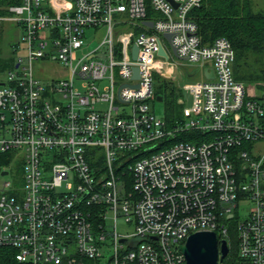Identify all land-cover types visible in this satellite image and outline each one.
I'll list each match as a JSON object with an SVG mask.
<instances>
[{"label":"built area","instance_id":"1","mask_svg":"<svg viewBox=\"0 0 264 264\" xmlns=\"http://www.w3.org/2000/svg\"><path fill=\"white\" fill-rule=\"evenodd\" d=\"M174 2L0 6V26L21 29L26 53L0 86V156L23 162L20 179L0 173V247L18 264H186L190 235L215 232L229 246L230 223L238 263L264 264V93L235 79L229 40L201 43L191 13L203 0ZM173 57L204 80L182 85V115L168 122L151 103ZM45 60L68 77L44 86L34 64Z\"/></svg>","mask_w":264,"mask_h":264},{"label":"rangeland","instance_id":"2","mask_svg":"<svg viewBox=\"0 0 264 264\" xmlns=\"http://www.w3.org/2000/svg\"><path fill=\"white\" fill-rule=\"evenodd\" d=\"M253 8L256 11L264 10V0H253ZM119 18V17H117ZM104 36V30L99 29L98 34L96 35L97 39H102ZM88 39L91 40V32L87 35ZM97 40V41H98ZM16 50L13 46H18ZM168 47V46H167ZM25 46L22 42V31L21 29L11 21H5L0 26V76L7 78L9 72L13 71L15 68V63L19 58L25 57L26 53L24 51ZM36 64V65H35ZM34 64L36 69V77L42 78L48 84L47 81L50 78L56 79H65L68 77V73L64 66L58 62H37ZM170 65L174 64V73L173 79L167 80L162 78L160 75H154V94L156 96H161L163 100L161 102L153 101L151 103V109L154 114L160 119H167V117H179L182 115V110L184 105L180 103L181 99H185V94L181 89L182 85L185 83H194L197 81H203L204 76L202 74V68L198 64H190L182 62L175 57H173L170 62ZM184 67L188 68L190 74L193 77H188L184 73ZM78 86L81 85V82L77 83ZM248 89L251 96H258L264 93V76L260 77L259 81L252 82L250 85H245ZM104 107V105L100 106ZM244 147H247L245 145ZM22 154L20 152L10 153L7 155H2L0 163V173L2 170L7 169L12 173L10 176L11 179L16 180L22 176V167L23 162L21 158ZM245 204H241L242 207H239L235 211L236 216L237 212L239 213L240 219L242 220L247 216L248 209L244 207ZM119 231H127V227L123 224L119 225ZM237 236L232 233L229 239V255L234 259L233 263L237 259Z\"/></svg>","mask_w":264,"mask_h":264},{"label":"trees","instance_id":"3","mask_svg":"<svg viewBox=\"0 0 264 264\" xmlns=\"http://www.w3.org/2000/svg\"><path fill=\"white\" fill-rule=\"evenodd\" d=\"M17 2L0 0V6ZM191 16L203 45H212L218 38L230 41L235 51L233 69L237 81L250 85L264 76V10L256 11L253 0H203ZM180 117L170 116L165 120L173 122ZM230 224L231 236L236 233L235 226ZM15 255L16 250L0 247V264H18ZM233 260L228 255L222 264H239L237 259L235 263Z\"/></svg>","mask_w":264,"mask_h":264},{"label":"water","instance_id":"4","mask_svg":"<svg viewBox=\"0 0 264 264\" xmlns=\"http://www.w3.org/2000/svg\"><path fill=\"white\" fill-rule=\"evenodd\" d=\"M170 1L175 8L178 5L174 2V0ZM147 26L152 27V23H146ZM164 37L171 41V35L165 34ZM138 48L136 46L133 47V58H137ZM173 53L176 54L173 49ZM159 54L166 59L168 55L166 54L162 44H160ZM18 67V65H17ZM206 78H213V73L205 72ZM134 77H139V70L137 68L134 69ZM5 85L4 83H0V86ZM163 100L162 97H157V101L161 102ZM2 175H7V172H3ZM180 250L185 256L186 264H220L222 263L229 255V246L226 240L219 241V238L215 232H197L190 235L184 244L180 246Z\"/></svg>","mask_w":264,"mask_h":264},{"label":"crops","instance_id":"5","mask_svg":"<svg viewBox=\"0 0 264 264\" xmlns=\"http://www.w3.org/2000/svg\"><path fill=\"white\" fill-rule=\"evenodd\" d=\"M89 32H91V40H93V37H92V34H93V31L91 30V31H89ZM88 32V33H89ZM93 46V44H91V47ZM38 62H40V61H38ZM41 62H55V61H41ZM37 63V62H36ZM17 65H18V60L16 61V63H15V68L14 69H16L17 68ZM36 65V64H35ZM35 71H36V69H35V67H34V75H35ZM35 77H36V75H35ZM37 78V77H36ZM37 79H39L40 81H41V83L44 85V86H46V87H49V85H50V83H51V81L53 80V79H55V78H50V80L49 81H47L48 82V84H44L43 82H45L42 78H40V77H38ZM4 80H5V78H3L2 76H0V83H4Z\"/></svg>","mask_w":264,"mask_h":264}]
</instances>
